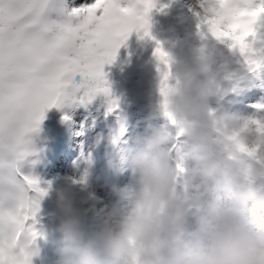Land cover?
Instances as JSON below:
<instances>
[{
  "label": "clouds",
  "instance_id": "clouds-1",
  "mask_svg": "<svg viewBox=\"0 0 264 264\" xmlns=\"http://www.w3.org/2000/svg\"><path fill=\"white\" fill-rule=\"evenodd\" d=\"M193 6L203 19L214 3L196 0ZM217 42L193 47L187 61L163 49L170 75L163 96L159 79V107L183 140L177 147L167 127L146 125L140 147L124 150V165L135 178L133 188L119 190L127 210L101 206L95 229L72 194L61 192L56 264H264V216L244 219L220 194L221 188L242 189L264 209V135L219 100L215 108L209 103L215 95L211 66L224 55ZM174 149L184 158L175 165ZM18 215L15 206L0 216V264H23Z\"/></svg>",
  "mask_w": 264,
  "mask_h": 264
},
{
  "label": "snow or ice",
  "instance_id": "snow-or-ice-1",
  "mask_svg": "<svg viewBox=\"0 0 264 264\" xmlns=\"http://www.w3.org/2000/svg\"><path fill=\"white\" fill-rule=\"evenodd\" d=\"M213 3L209 15L198 18L200 35L237 50L249 71L264 64V46L254 47V25L264 14V0ZM153 6V0H130L127 6L120 0H95L72 9L67 18L52 19L53 11L62 15L59 0H0V216L5 208L19 206L23 264H28L26 249L36 235L27 221L35 222L39 199L46 194L37 178L21 171L30 134L39 129L48 108L65 102L69 85L73 91L83 87L89 99L97 93L110 95L103 65L112 62L130 31L144 29L147 34ZM72 17L78 19L73 22ZM153 54L163 65L158 68L163 96L170 75L168 56L159 45ZM77 74L80 84L73 83ZM249 123L264 135V122Z\"/></svg>",
  "mask_w": 264,
  "mask_h": 264
},
{
  "label": "bare ground",
  "instance_id": "bare-ground-1",
  "mask_svg": "<svg viewBox=\"0 0 264 264\" xmlns=\"http://www.w3.org/2000/svg\"><path fill=\"white\" fill-rule=\"evenodd\" d=\"M127 0H120L121 6L124 2ZM192 4H187V0H165L167 4H170V6L167 9V15L174 17L176 21L180 24H184L187 27L194 26L197 28L198 23V9L195 8L193 5H195L196 0H191ZM95 0H83L80 2H72L70 0H61L60 6L62 8V11L70 13L72 9L74 8H81L84 6L91 5L94 3ZM63 5V6H62ZM52 13V12H51ZM50 13V14H51ZM64 14V12H62ZM63 15H57L55 16L56 19H60ZM260 16V15H259ZM258 16L257 21L254 25L255 31H256V39L254 41V47H259L261 45L262 40H264V18H260ZM77 18V17H72ZM153 26H158L157 24L154 25V22L151 23ZM159 34L157 35V37ZM253 38L250 36L249 40H252ZM248 67L244 64L239 65L237 68L232 69L230 67H225L222 69L225 73L232 76L231 79L235 80H241L243 78L247 77V74L245 73ZM103 72H104V78L107 83V86L110 91L115 90L117 87V82L112 77H107L105 74V69L103 65ZM249 79L258 82L260 86L264 85V75L261 76L258 70L252 69L248 72ZM80 76L77 74L73 78L74 84H80V80L77 79V77ZM262 77V78H261ZM80 91V88L73 91L72 85L70 88V92L68 93V98L66 99V104L64 106V109L61 113V116H59L56 120V125L54 126V133L55 138H53V143H50L49 145L54 147L57 146L59 149L65 144L70 143V136L68 137L65 134H60V130H63L65 133L69 132L71 133V138H75L73 133L70 131V129L73 130L74 128V120L76 114L78 113V117L81 116L85 117L87 121H90L94 119L97 122L96 128H99L101 125V122L99 121L100 118L104 116V114H100V109L93 110L96 105L99 107L106 106L110 101V95L105 97H99L98 99H90L86 102V104L89 106V108H86L84 110H79L80 108L77 106L78 100L77 95ZM264 91V88H263ZM98 100H100L98 104ZM122 101L121 95L117 98V102L120 103ZM135 109V107H132L131 110L128 113H123V117L126 119H129V125H125L122 128L123 135L121 137H129L131 138L132 135L135 137L137 133H135L136 128H138L140 125H143L147 121H151L150 119H142L140 117L144 116V113H141L140 115L132 116V111ZM106 117H108V114L110 112H106ZM63 114V116H62ZM41 129V127L39 126ZM173 131L171 133H175V126H173ZM38 131V130H37ZM36 131V132H37ZM42 133V129L40 130ZM35 133H31L30 137L34 138ZM175 140V144L180 145L181 141L183 140L182 136H178L177 140ZM113 144L117 145L116 140L113 142ZM140 145V143L138 144ZM82 149V148H81ZM45 150V149H44ZM174 156L178 154L176 149L173 150ZM85 155L84 152L81 151L77 158L72 159L69 161V163L65 166L64 170L62 171H56V169L53 165V162L56 160V156H49L45 160L49 161V165L46 168H41V166H38L39 161L42 159L39 158V156L35 153L29 152V154L25 157V160L23 161V165L21 168V171L24 174H30L37 178L38 176L41 177V181H38L40 184V187L46 189V194L42 196L39 199V207L38 211L35 215V222L33 223L32 219H29L27 221L28 224H33L34 230L36 232L35 237L32 239V242L28 245V250L31 252V255L29 257L30 264H56V261L59 259V251H58V245L59 241L57 238L53 237L55 232H57V228H54V223H51L47 221V219L51 216H53L54 219H57L60 221L59 213L56 209V202L58 199V196L63 191H68L72 194L73 200H74V206L81 210L87 219V222L89 223V226L92 228L93 226H96V224L92 225L91 223V216L94 214V212L99 216L98 208L101 206L97 204L98 203H104L106 202L105 198V190H108V188L112 187L114 188L115 185L118 183L120 187H127L129 189L133 188L135 185V178L132 175V173L125 167L124 162L119 161L118 163H113L112 161L108 160L104 163L101 168L95 169V174H90L89 171L86 169V165L83 164ZM60 159V158H59ZM88 160L90 158H87ZM182 159L183 156H182ZM187 162H192L190 159L187 160ZM175 165V164H174ZM100 167V166H99ZM112 170L114 174L111 177L105 176L106 171ZM179 171V168L177 169ZM105 189V190H104ZM232 190H228L225 188L220 189V194L223 197L226 204L231 206V199L229 198L230 194L232 196ZM233 198V196H232ZM84 203V206L82 207L80 204ZM118 207L121 208V210H127V207L129 205L128 199H122L119 200L116 204ZM98 212V213H97ZM242 218L244 219H251L255 216L249 215L248 213H241ZM43 223V224H42ZM37 225V226H36ZM47 227V230H49L48 235L50 236V244L41 242V239L37 237V230L40 227ZM59 233V232H58Z\"/></svg>",
  "mask_w": 264,
  "mask_h": 264
},
{
  "label": "rangeland",
  "instance_id": "rangeland-1",
  "mask_svg": "<svg viewBox=\"0 0 264 264\" xmlns=\"http://www.w3.org/2000/svg\"><path fill=\"white\" fill-rule=\"evenodd\" d=\"M187 4H192V1L191 0H187V2H186ZM63 6V5H62ZM154 10H158V12H157V14H155L154 12H153V9L152 10H149L148 11V14H149V16H151V13H154L156 16H155V18H153L155 21H158V20H160L161 19V17H158V15L160 14V12L163 10L162 8H161V5H160V7H159V9H158V7L157 6H155L154 7ZM62 12H64V14L62 13V17L60 18V19H64V18H66L67 17V15L69 14L68 12H65V8H64V11H62ZM57 15H59L60 16V14H58V12L57 11H53L51 14H50V16H51V18L52 19H56L55 18V16H57ZM150 24V22H149V19H148V25ZM173 25V24H176V25H178L179 26V28H180V30L182 31V32H184V33H187V34H189L192 38H194V41H195V38H197L196 37V33H195V29H197L195 26H194V24H193V26H190V27H187V26H185V25H181V24H179V23H175V21H173V20H171V19H167L162 25H161V28H158V29H164V26L165 25ZM163 27V28H162ZM133 30H136V29H133ZM151 30V29H150ZM196 31H198L199 33H200V30H196ZM155 33L156 32H152V35L153 36H155ZM202 36L200 35V38H201ZM209 39H212V38H210L209 37ZM206 40H207V38H205V39H203V40H200V42L201 43H199V44H201V45H205L207 42H206ZM195 43L197 44V40L195 41ZM217 46H218V48L219 49H221L222 50V52H223V58H218V61H217V68L219 67V65H224V63H225V58L226 57H229L230 56V54L232 53V52H234V51H236V50H234V49H229L228 47H227V45L225 44V43H221V42H217ZM233 60H237L236 61V63H239V62H242V60L238 57V54L237 55H234V57H233ZM235 63V64H236ZM107 65V67H108V72H109V74H112L113 73V75L116 77V75L114 74V72L112 71V69L110 68V65H109V63H106L105 64V66ZM104 66V67H105ZM107 76H110V75H107ZM113 76V77H114ZM159 79L160 78H155V79H153V80H150V81H145V83H144V85H142L141 87H137V86H131V87H125L124 89L127 91V92H130V90L131 89H136V90H141V96L135 101V103L136 104H140L141 106H143V107H146L147 105H150V108H152V109H154L156 112H157V114H158V118H157V120H160V119H162V118H164V122L166 123H170V121H168V119H167V117H165L163 114H162V112H161V110H160V107H159V105H160V100H161V97H160V94H159ZM237 85H238V83H237ZM70 88H71V85H69L68 86V88H67V92H69L70 91ZM85 89L83 88V87H81L80 88V91H79V93H78V95H77V100H78V103H77V106L80 108L79 110H84V109H86V108H89V106L86 104V102L89 100V98H87L86 96H85ZM100 93H97V94H95L92 98H94V99H96L97 98V96L99 95ZM219 99V98H218ZM214 101H216V100H214ZM256 101L257 100H253L251 103L253 104V105H256L257 103H256ZM246 102V100H244L243 101V103H245ZM124 105L126 104V103H123ZM243 107V110H241V111H235V112H233L232 114H235V115H237L238 117H240L241 118V116H243V115H245L244 117V119H248V120H256V118H253V117H251V118H249V116L248 115H246L247 113H246V111H245V108H246V106H242ZM150 110V109H149ZM73 120H74V128H73V130L72 129H70L71 131H73L72 133H73V135L75 136V138H74V142L75 143H78V144H82V140H80L79 138H77V136H78V134L80 133V128L78 127L79 126V121H78V113L76 114V116H75V118H73ZM93 122H94V120H92L91 121V123L88 125V127H87V131L85 132L86 134H85V137H86V139L90 142L89 143V145L92 143V140H93V136H94V134H95V132H96V130L95 129H93ZM115 123V118L114 117H112L111 119H110V128L108 129V131H109V133H111V131H112V125ZM40 124H41V126H43L44 128H46L47 126H50V127H52L53 126V124H51L50 122H47L46 121V119L43 117V119L41 120V122H40ZM81 129H84V127H81ZM45 130H48V134L47 135H45V136H41V137H36V135L34 136V138H31L30 139V152L31 153H36L37 152V155L39 156V158H43V155H42V153H43V146H45L48 142H50L51 141V139H52V137H51V134L49 135V132H51V129H45ZM144 131V128H142V129H138L137 130V132H139V133H142ZM147 132V129L144 131V133H146ZM112 133H113V131H112ZM44 142V143H43ZM42 144H43V146H42ZM77 144V145H78ZM76 145V146H77ZM98 161H100V157H98ZM55 164V163H54ZM44 165V161L43 160H41V161H39V163H38V166H43ZM57 165V164H56ZM184 165L183 164H181V167H183ZM60 169H62V165H60L59 163H58V165H57V167H56V169L54 170V172H56V171H60ZM110 174L111 173H108L107 175L108 176H110ZM40 179H41V177L40 176H38ZM125 187H123V189H124ZM115 189V190H114ZM105 190V189H104ZM119 190H121V187H120V185L117 183L116 185H115V187L114 188H112V187H110V188H108V190H105V198H106V202H105V204H108V203H115V204H117L118 203V201L119 200H122V199H125L126 197L125 196H123V195H121L120 194V191ZM97 204L98 205H100V206H103V205H105L104 203H98L97 202ZM99 209V208H98ZM98 213V212H97ZM99 214V213H98ZM91 220L92 221H95L97 224L99 223V221H100V216H98L95 212H94V214L91 216ZM49 222L51 221L52 223H57L58 222V220L56 219H54L53 218V216H51L50 217V219L48 220ZM38 234H37V236L39 235V237L42 239V240H44V241H48V232H47V229L46 228H44V227H40V228H38Z\"/></svg>",
  "mask_w": 264,
  "mask_h": 264
},
{
  "label": "water",
  "instance_id": "water-1",
  "mask_svg": "<svg viewBox=\"0 0 264 264\" xmlns=\"http://www.w3.org/2000/svg\"><path fill=\"white\" fill-rule=\"evenodd\" d=\"M188 60V59H187ZM186 60V61H187ZM137 71V69H134V68H131L129 69L126 73H125V76L127 77V80L130 79V77L134 74V72Z\"/></svg>",
  "mask_w": 264,
  "mask_h": 264
}]
</instances>
